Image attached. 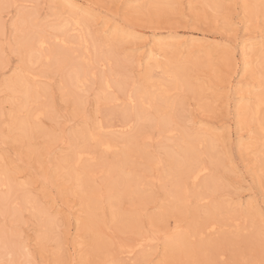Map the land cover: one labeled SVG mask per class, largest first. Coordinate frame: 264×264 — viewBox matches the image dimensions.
Returning a JSON list of instances; mask_svg holds the SVG:
<instances>
[{
	"label": "rangeland",
	"instance_id": "rangeland-1",
	"mask_svg": "<svg viewBox=\"0 0 264 264\" xmlns=\"http://www.w3.org/2000/svg\"><path fill=\"white\" fill-rule=\"evenodd\" d=\"M62 1L0 0V236L13 249L0 264H259L264 105L251 108L264 100V0ZM77 10L82 29L51 40L57 15ZM23 35H44L52 58L26 62ZM162 43L155 69L147 53ZM74 65H87L80 89ZM18 74L43 113L24 133V95L5 86Z\"/></svg>",
	"mask_w": 264,
	"mask_h": 264
},
{
	"label": "bare ground",
	"instance_id": "bare-ground-1",
	"mask_svg": "<svg viewBox=\"0 0 264 264\" xmlns=\"http://www.w3.org/2000/svg\"><path fill=\"white\" fill-rule=\"evenodd\" d=\"M69 0H63L62 1V3L63 4H66L68 7H71V8H73L74 6L71 4V6H69L70 4H68L67 2H68ZM59 2V1H58ZM140 2V1H139ZM141 4H142V2H141ZM76 7V6H75ZM64 9V8H63ZM78 12L76 13V15L75 14H72L71 12V14H72V16H70L69 18H67V19H63V18H61L62 16H58L57 15V23L56 24H54V25H52L51 27H50V30L52 31L51 33H52V38H51V40H60L61 38L63 39V38H67L68 37V34L70 33V32H73V31H75V32H77V31H79L80 29H82L81 28V25H82V23H81V19H80V17H82L81 15H83V14H86V13H88L86 10H77ZM59 13V12H58ZM92 14V13H91ZM55 15V14H54ZM62 15V14H61ZM56 17V16H55ZM85 17V16H84ZM86 18V17H85ZM87 23V22H86ZM19 24H20V22H19ZM32 25V24H31ZM87 25V24H86ZM116 27H118V26H116ZM16 28V27H15ZM119 29H120V27H118ZM123 29V28H122ZM20 29H18L17 31H19ZM23 31V30H22ZM48 31V30H47ZM21 32V31H20ZM32 32V31H31ZM29 33V32H28ZM40 33V32H39ZM116 33H118V31H116ZM48 34V33H47ZM46 34V35H47ZM85 34V33H84ZM26 35V34H25ZM25 35H23V36H20V38H22V42H24L25 40H27L29 37H27V36H25ZM41 38L40 39H38L37 41H35L36 43L34 44L35 45V47H34V45H25V42H24V45H23V43H22V46H26V47H28V52H27V60H26V62L27 61H29V62H31L32 61V59L33 58H36V59H38V61H39V59H43L44 61H49L52 57H51V55H41V53L42 52H40V50L42 49V47L44 46L43 44H44V40L42 39V38H44L45 36L44 35H42V36H40ZM61 37V38H60ZM81 37L83 38V36L81 35ZM60 38V39H59ZM89 38V37H88ZM32 39V38H31ZM30 38L28 39V41L29 40H31ZM78 39V38H77ZM90 40V39H89ZM79 42H81V41H83V39L82 40H78ZM20 42H21V40H20ZM31 42H33V40L31 41ZM92 42V41H91ZM99 42V41H98ZM190 42V44L193 42V41H188V40H185V41H183V42H180V48L183 46V45H185V44H187V43H189ZM57 44V43H56ZM78 44V43H77ZM160 45V46H159ZM159 45H157L158 47H154V48H151V49H149V51H148V53H147V59H148V61L151 63V64H153V66H154V68L155 69H157V68H159L158 67V62H157V58H159V56L161 55H159V52L160 51H162L163 49L162 48H165V47H168L169 45H167V44H159ZM20 46H21V44H20ZM62 46V45H61ZM84 46V45H83ZM195 46H201V44H199V45H195ZM46 47V46H45ZM184 47V46H183ZM193 47V46H192ZM38 48V49H37ZM110 48V47H109ZM108 48V49H109ZM244 52H243V55H247V53L250 51V45H244ZM44 49V48H43ZM98 49V48H97ZM111 49V48H110ZM42 51V50H41ZM92 51V50H91ZM49 52V51H48ZM238 52V51H237ZM44 53V52H43ZM108 53H109V51H108ZM146 53V52H145ZM86 54V53H85ZM163 54H164V52H163ZM166 54V53H165ZM111 55V54H110ZM107 57V56H106ZM161 57V56H160ZM83 58V57H82ZM24 59V58H23ZM110 59V58H109ZM25 62V61H24ZM28 62V63H29ZM35 62V61H34ZM262 62L264 63V57L262 56ZM82 63V62H81ZM249 63V62H248ZM87 66V65H86ZM86 66L84 67V66H77V65H74V66H72V70H71V73L68 75V83H69V85L70 86H72V87H74V88H76V89H80L81 88V86L84 84V82H86V79H87V75H88V71H87V69H86ZM151 66V65H150ZM168 66V65H167ZM149 67V66H148ZM179 69V68H178ZM153 71V70H152ZM154 72V71H153ZM153 72H152V74H153ZM149 73H151V72H149ZM160 73V72H159ZM163 73V75H165V72H162ZM154 74H156V73H154ZM26 75V74H25ZM151 75V74H150ZM239 76V75H238ZM241 76V75H240ZM152 77V76H151ZM155 77H156V75H155ZM159 77V76H158ZM67 78V77H66ZM37 79V78H36ZM65 81H66V79H65ZM180 82V79H179V76H178V74H175L174 75V85H175V87L178 85V83ZM87 84V83H86ZM117 85L116 86H118L119 84L118 83H116ZM230 84H233V83H230ZM104 85H105V88L106 89H109L110 88V86H109V84H108V82L107 81H104ZM103 85V86H104ZM6 89L7 90H10V91H13V92H21L23 95H24V105H23V107H22V109L23 110H25V114L23 115V116H19L18 118H17V120H16V124H15V126L17 127V128H19L23 133L24 132H27V130H31L32 129V123H34V122H39V120H40V117L42 116V111L41 112H39V111H33V106H32V104L31 103H33V101L35 100V98L36 97H38V91L34 88V90L29 86V84H28V82L24 79V76L23 75H17V76H15V77H13L12 79H9V81H7V83H6ZM234 86V85H233ZM35 87V86H34ZM120 87V86H119ZM118 87V88H119ZM230 87V86H229ZM232 87V86H231ZM118 88H116V90L118 89ZM64 89H65V87H64ZM67 90V89H66ZM120 90V89H119ZM122 90V89H121ZM123 91V90H122ZM45 92V91H44ZM17 94V93H16ZM40 94V93H39ZM136 94V93H135ZM168 93L165 91L164 93H163V95H161V97H162V99L163 98H165L166 97V95H167ZM160 96V95H159ZM139 97V96H138ZM137 97V98H138ZM133 98V97H132ZM32 99H34V100H32ZM38 99V98H37ZM128 99V98H127ZM229 99V98H228ZM129 101H130V99H129ZM161 102H163V101H161ZM240 102V101H239ZM22 103V102H21ZM36 103V102H35ZM167 103V102H166ZM234 103V102H233ZM22 105V104H21ZM262 105H264V100H263V98L261 97V95H256L255 96V99H254V106L251 108V111L253 112V115L254 116H257L258 115V113L260 112V109H261V106ZM37 107V106H36ZM44 116V115H43ZM258 117V116H257ZM142 119V118H141ZM14 120V119H13ZM258 121V120H257ZM126 123V122H125ZM122 125V124H121ZM258 125H259V128L261 129V132H264V125L263 124H261L260 122H258ZM117 126V125H116ZM43 127V126H42ZM129 126H128V123H126V124H124L123 126H120L119 127V125H118V127L116 128V130L119 128L120 129V131H118L119 133H123L124 131H121V130H126V128H128ZM113 129H115L114 127H113ZM117 133V132H116ZM262 134V133H261ZM263 135H264V133H263ZM96 136V135H95ZM94 138V136L92 135V134H90L89 135V139L90 140H94L93 139ZM193 143V142H192ZM210 143H212V141L210 142ZM214 143V142H213ZM194 145V144H193ZM192 144H191V142H188V140L187 141H182L181 142V144H180V146H179V153H180V156L181 157H183L184 159H189V158H191L192 156H194V146H193ZM207 145H208V143H207ZM99 146L100 147H102V150L103 149H105V150H108L109 148H110V145L107 143V142H103V141H100L99 142ZM211 147V146H210ZM212 149V148H211ZM210 148H209V151L211 150ZM82 160V157H81V154L79 153V154H77L76 155V157H75V164L77 165V164H79L80 163V161ZM69 165V164H68ZM70 167V166H69ZM71 168V167H70ZM75 170V169H74ZM206 170V168L205 167H202V166H200L197 170H196V172L195 173H193V180H197L199 177H200V175L204 172ZM75 172V171H74ZM83 173V172H82ZM69 174V173H68ZM84 174H86V173H84ZM73 175V174H72ZM77 176V177H76ZM75 177H76V180L78 181L79 180V178H78V175H76ZM74 177V178H75ZM5 183H1L0 184V186H3ZM185 190V189H184ZM100 194V193H99ZM111 196V195H110ZM113 201H114V199H113ZM25 202L27 203V204H31L32 202H34V199L32 198V197H26V199H25ZM39 203V202H38ZM244 204V203H243ZM41 205V204H40ZM257 206V205H256ZM30 208L31 209H33L32 208V206L30 205ZM36 210H37V208H36ZM30 211V210H29ZM41 214V211L40 210H37V211H35L34 213H33V215H37V216H43V215H40ZM45 214V213H44ZM51 219V218H50ZM41 220V219H40ZM41 225V224H40ZM42 226H44L46 229H50V227H52V222L51 221H49L48 219H44L43 220V225ZM175 228V227H174ZM211 229V228H210ZM46 233V232H45ZM2 236V235H1ZM0 236V253H4V255H5V253L6 254H11L12 252H13V249L11 250L10 248H9V246H10V244L3 238V236L1 237ZM176 236V235H175ZM177 237V236H176ZM179 238V237H178ZM181 238V237H180ZM177 240V239H176ZM181 240V239H180ZM174 241H175V239H174ZM174 241H173V243H174ZM178 241V240H177ZM141 245V244H140ZM12 248H14V246L12 247ZM26 248V247H25ZM132 250H134V249H132ZM20 251V250H19ZM26 255V254H25ZM3 256V255H2ZM3 259V258H2Z\"/></svg>",
	"mask_w": 264,
	"mask_h": 264
},
{
	"label": "snow or ice",
	"instance_id": "snow-or-ice-1",
	"mask_svg": "<svg viewBox=\"0 0 264 264\" xmlns=\"http://www.w3.org/2000/svg\"><path fill=\"white\" fill-rule=\"evenodd\" d=\"M262 164H264V161H262ZM262 215H264V209H262ZM243 264H255L254 261H244ZM259 264H264V259H262Z\"/></svg>",
	"mask_w": 264,
	"mask_h": 264
}]
</instances>
